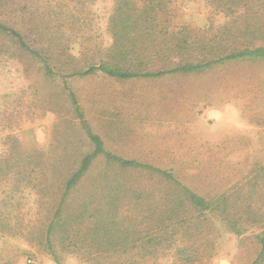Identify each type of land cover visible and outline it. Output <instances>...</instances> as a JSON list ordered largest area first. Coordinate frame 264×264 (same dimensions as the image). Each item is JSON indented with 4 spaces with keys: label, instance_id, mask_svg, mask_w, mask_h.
Here are the masks:
<instances>
[{
    "label": "rangeland",
    "instance_id": "obj_1",
    "mask_svg": "<svg viewBox=\"0 0 264 264\" xmlns=\"http://www.w3.org/2000/svg\"><path fill=\"white\" fill-rule=\"evenodd\" d=\"M8 1L0 21L24 34L32 47L53 49L60 64L68 63L62 55L68 44L76 56L81 43L87 50V56L75 62L80 67L111 46L109 20L117 0ZM233 1L171 0L168 19L214 46L263 45L260 38L246 34L259 33L254 27L259 22ZM38 33H63L66 38L52 42ZM73 33H82V40ZM220 35L223 39L213 43ZM69 90L109 151L173 170L207 199L228 193L231 217L245 221L248 229L238 236L227 223H205L196 264L256 263L262 250L257 236L264 232V61L229 62L202 73L157 79L121 81L97 74L65 84L62 78L47 76L39 59L0 31V161L11 155L19 169L0 187V264L21 259L24 264H106L109 254L122 259L145 255L134 240L146 237L148 228L141 220L127 221L131 237L126 248H104L93 255L78 251L82 245L69 249L53 236L58 262L48 248L46 230L57 202L47 193L40 197L33 188L38 181L34 164L57 157L73 163L92 150L74 115ZM104 167L99 160L93 173ZM112 175L125 191L163 189L146 173ZM82 189H90V184ZM178 252L175 247L160 251L156 264H184ZM257 264H264V257Z\"/></svg>",
    "mask_w": 264,
    "mask_h": 264
},
{
    "label": "trees",
    "instance_id": "obj_2",
    "mask_svg": "<svg viewBox=\"0 0 264 264\" xmlns=\"http://www.w3.org/2000/svg\"><path fill=\"white\" fill-rule=\"evenodd\" d=\"M8 2L0 0V10ZM233 3L244 7L247 17L259 22L254 25L259 33L246 34L255 39L260 38L263 45L256 47L246 44L241 48L229 49L221 44L214 46L210 39L201 36L192 37L191 33H187L186 26H175L168 19L171 0H117L109 20L110 48L88 59L82 67L75 64L78 59L87 56L82 43L79 56L72 53L73 44L67 45L62 55L67 56L68 63L63 65L55 59L53 49L51 51L39 45L32 47L26 42V36L16 28L0 21V31L17 40L22 48L39 59L47 76L62 78L65 84L71 78L97 74L121 81L157 79L202 73L229 62L264 61V0H234ZM172 29L177 32L173 33ZM73 34L78 36L77 40H82V33ZM38 36L45 40L50 38L52 42L56 38H66L63 33H38ZM222 36L220 40L218 36L212 39L213 43L221 41ZM69 98L80 129L91 144V152L80 156L73 163L57 157L48 162L39 159L34 164L38 181L33 188L38 189L40 197L48 194L50 199L54 197L57 202L46 230L48 248L56 262L58 258L53 236L60 237L69 249L76 250L82 245L78 251L86 250L94 255L104 248L110 251L119 246L128 247L131 236L127 235L130 228L126 226L127 221L136 224L141 220L148 228L145 239H134L136 244L140 242L139 248L145 249V255L122 259L109 254L104 258L106 264H139V259L156 264L160 260V251L172 247L179 251L178 255L184 264H196L202 255L199 243L202 240L199 237L205 223H227L238 236L248 229L245 221L239 222L231 217L233 206L228 193L207 199L182 183L173 170L126 159L109 151L103 138L94 132L71 90ZM33 149L35 152H44L39 148ZM99 160H103L105 167L93 173ZM17 170V162L11 155L1 160L0 187L16 177L19 174ZM117 172L146 173L163 189L125 191L120 181L112 179V173ZM88 184L90 189H82ZM119 230L123 233L120 236L117 233ZM191 234L195 236L191 241L187 240ZM257 239L262 250L254 264L264 257V232ZM98 258L96 256L95 260Z\"/></svg>",
    "mask_w": 264,
    "mask_h": 264
},
{
    "label": "crops",
    "instance_id": "obj_3",
    "mask_svg": "<svg viewBox=\"0 0 264 264\" xmlns=\"http://www.w3.org/2000/svg\"><path fill=\"white\" fill-rule=\"evenodd\" d=\"M10 264H24V263H23V259H21V260H11Z\"/></svg>",
    "mask_w": 264,
    "mask_h": 264
}]
</instances>
